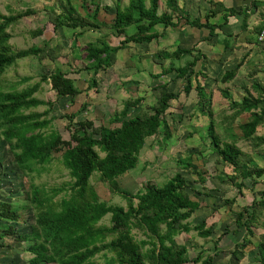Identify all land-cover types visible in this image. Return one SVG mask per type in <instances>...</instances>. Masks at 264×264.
<instances>
[{"label":"trees","instance_id":"1","mask_svg":"<svg viewBox=\"0 0 264 264\" xmlns=\"http://www.w3.org/2000/svg\"><path fill=\"white\" fill-rule=\"evenodd\" d=\"M208 1L211 7L204 16L205 20L200 15L190 13L180 0H166L167 7L162 12H159V0H150L149 5L147 0H129L126 5L116 0L111 22L99 18L100 5L95 0H92L95 7L91 11L85 5V15L78 12L71 0H67L60 12L52 9L50 18L56 29L66 26L73 29L91 27V32H96L87 46V63L83 66L95 76L112 66L113 53H118L131 42H158L159 38L167 35L168 27L184 28L188 24L198 29L207 28L211 35H215L217 26H220L215 21L216 16L224 11L227 18L229 13L235 14L238 10L226 7L219 0ZM104 8L107 12L112 11L110 5ZM30 13L31 10L11 15L0 13V80L18 59L34 55L41 58L40 54H45L44 47L14 50L11 46V34L7 27ZM160 27H163L162 31ZM101 28H107L109 32H102ZM42 32L40 29L36 33L40 35ZM111 34L124 36L118 46H111L107 41ZM196 46H178L173 51L163 49L154 55L163 66L162 75L175 72L173 80L181 78L185 81L183 91L187 96L192 90V78L198 74L206 76L201 68L196 69L204 57L202 50ZM237 69L227 70L221 77L222 81L233 80ZM41 80L52 84L57 99L70 98V103H74L82 92L75 80L62 69L44 74ZM96 80L92 78L91 86H96ZM40 85L37 82L22 90L12 91L3 90L0 86V247H9L5 245L9 237L20 243L28 242L26 249L32 256L27 264H217L215 258L220 249L212 252L202 249L190 257L188 246L176 239L177 235L192 230L201 237L213 234L212 226H207V218L194 225L189 221L202 204L189 192L188 181L181 171L175 172L163 185L148 182L143 190L136 193L122 188L118 182L120 176L137 167L148 138L160 134L161 130L164 139L172 136L173 127L167 114L172 101L177 100L182 91L175 92L169 81L156 85L160 94L155 103L135 115H131L132 108L138 107L145 97L126 100L123 108L115 114L113 120L119 124L115 127L95 126L93 121L87 119H77L74 124L78 114H65L72 133L70 138H64L58 130L46 131L54 118L48 117L53 102L35 95ZM196 89L200 110L210 116L208 131L214 151L222 161L233 166L231 179L234 185L239 189L247 187L243 181L247 178H251L253 184H257L259 179L264 181V166L237 145L238 140H247L260 153L264 152V135L257 134L258 127L264 125V85L252 83L251 88L245 87V95L241 100H234L230 92L224 90L234 110L227 116L229 124L240 115L250 112L240 124L241 135L233 136L232 141H222L216 131L211 108L212 92L198 79ZM40 105L49 108L43 112H27ZM6 144L8 147L4 149ZM8 154L12 159L6 165L4 161ZM59 156L69 171V186L52 188V192L48 193L46 187L31 179L30 189L21 202L15 197L22 190L12 191L11 188L9 194L3 189L5 180L11 182V178L16 179L19 172L41 173ZM179 163L189 173L199 174L192 159L180 160ZM95 173L109 183L111 190L126 199V206L100 198L91 184ZM63 190L65 192L56 199ZM223 202L228 204L230 211L235 198H225ZM20 210L25 212L22 220ZM108 214L110 223H101ZM28 215L34 216L35 221L32 222V217ZM261 221L264 226V189L255 191L253 201L236 212L231 221L230 225L235 224L236 231L242 227L246 229L242 240L232 249L237 259L245 256L246 248L253 242L254 227ZM21 224H25L23 228L18 227ZM134 229L140 230L144 237H138ZM259 237V260L264 264V232ZM99 253L104 256V261L98 262L94 258ZM11 261L22 264L17 260Z\"/></svg>","mask_w":264,"mask_h":264},{"label":"rangeland","instance_id":"2","mask_svg":"<svg viewBox=\"0 0 264 264\" xmlns=\"http://www.w3.org/2000/svg\"><path fill=\"white\" fill-rule=\"evenodd\" d=\"M95 2L100 5L99 18L111 22L115 13L116 0H95ZM121 2L126 5L129 0H121ZM180 2L193 15H200L202 20H205L204 16L211 7L208 0H180ZM66 3L67 0H0V13L5 15L31 10L30 14L21 17L7 27V31L11 34L12 48L14 50L30 47L45 48V54H40L41 58L39 55L20 58L10 66L1 77V88L11 91L22 90L40 82L39 91L35 95L42 100L53 102L48 117L54 118L50 128L46 131L50 132L55 129L60 131L64 138H70L72 132L71 128H68L69 119L64 116L65 114L75 112L78 114L73 121L74 124L77 119H87L93 121L95 126L115 127L119 125L113 120L115 114L123 108L126 100L139 96L145 97L138 107L132 108L131 115H135L142 109H149L160 94V89H157L156 85L169 81L170 87L175 92L182 91L180 97L172 101L167 114V119L173 127V134L169 139H164V133L161 130L160 134L148 138L140 153L137 167L120 176L118 178L119 185L136 193L143 190L148 182L163 185L175 172L181 171L188 181L189 192L202 204V207L192 215L189 221L194 225L202 221L203 218H207V226H212L213 234L209 237H201L195 230H192L177 235L176 239L188 246L190 257H194L202 249L212 252L218 248L221 251L215 258L217 264H235L232 249L242 238L240 234L235 236L226 234L231 231V219L234 217L230 216L229 206L225 205L223 200L233 198L234 193L240 192L239 190L242 188L236 190L237 187L231 179V175L234 174L233 166L222 161L220 155L214 151L212 138L208 131L210 116L201 111L197 103L199 99L196 89L197 79L213 94L212 117L222 141H232L233 136L239 137L242 133L240 124L243 121L236 118L232 124L227 122V116H230L234 110L230 107V99L226 98L224 90H228L232 97L234 95L233 98L238 96V91L236 86H232V81H222L221 77L225 72L219 73L215 66L209 65L210 61H216V57L214 58V54L216 56L215 47L211 49L208 46L209 43H206V39H204L205 35L208 36L209 29H198L188 24H185L184 28L168 27L167 35L159 38L158 42L156 40L149 44L131 42L118 53H113L112 66L93 76V72L83 69L87 63V46L94 38L91 27L73 29L66 26L56 29L51 21L52 9L55 12H60ZM71 3L78 8V12H81L82 15H85V5L89 11L95 7L92 0H71ZM149 3L150 0H147L148 5ZM159 4V12L164 11L167 7L166 0H159ZM105 5H110L112 11L107 12L104 8ZM40 29L43 32L38 35L36 32ZM159 30L162 31L163 27H160ZM101 31L109 32V29L101 28ZM123 37V35L111 34L107 37V41L111 46H118ZM208 39L213 40L212 36H208ZM195 45L208 57L202 59V62H198L196 67V69L201 68L206 76L198 74L197 77L192 78V90L187 96L183 91L185 81L181 78L173 80L175 72L162 75L163 66L154 55L163 49L173 51L178 46L191 48ZM56 69L66 71L68 76L75 80L76 86L82 90L75 98L74 103H70V98L57 99V93L52 84L41 80L44 74H51ZM26 77L30 78L25 79ZM93 77L97 79L96 86H91ZM48 108L47 105H40L27 110V112L31 110L43 112ZM260 126L263 128L258 133L264 135V125ZM237 145L254 159L263 163L261 157L263 153L253 147L250 141L240 139L237 141ZM7 147L6 144L4 149ZM9 159H12L10 154L4 161L6 165ZM189 159H192L199 174L189 173L179 163L180 160ZM202 177L204 181H202ZM31 179L35 183L41 184L42 187H46L48 193L52 192V188L59 189L63 188L62 186H69L68 181H71L69 171L60 161L59 156L50 162L41 173H37V171L19 172L16 179L11 178V182L5 180L3 189L9 194L16 189L22 190L23 192L17 194L15 199L19 202H21L20 200L24 201L28 189H30ZM238 180L243 179L238 178ZM243 181L246 185L248 183L249 187L253 184L251 178ZM91 184L98 191L101 199L126 206V199L111 190L109 183L100 179L98 173H95L91 178ZM260 186L263 185L259 184L256 187ZM11 188L12 191H10ZM64 192L65 190L56 196V199ZM247 192H250V196H252L250 189ZM221 211H224L225 214L220 218ZM20 212L22 220L25 217V212L24 210H20ZM28 216L32 217V222L35 221L34 216ZM101 223H110V214L105 216ZM24 225L21 224L18 227L23 228ZM228 225H230V229L224 230ZM259 226L256 224L254 230ZM133 231L138 237H144L140 230L134 229ZM5 245H9V247H0V259L4 264H7L9 260H17L22 264L28 263V259L32 256L26 249L28 242L20 243L9 237L6 239ZM94 258L98 262L104 261L102 253L97 254Z\"/></svg>","mask_w":264,"mask_h":264},{"label":"crops","instance_id":"3","mask_svg":"<svg viewBox=\"0 0 264 264\" xmlns=\"http://www.w3.org/2000/svg\"><path fill=\"white\" fill-rule=\"evenodd\" d=\"M219 1H222L228 8L234 7L238 11L241 9V12L237 11L235 14L229 13L226 18L227 15L224 16L225 12L223 11L216 16L215 21L218 25L220 24V26H217L215 35L208 33V36H212L213 40H209L206 35L204 36V39H206L205 42L209 43L208 46H210L211 49L215 47L216 50V56L214 54L216 61H210L209 65L215 66L216 71L219 73H224L227 70L238 67L235 78L231 80L232 86H236L237 88L238 96L233 98V95L232 98L234 100H241L245 95V87L251 88L252 83L264 85V34L261 38V34L264 31V0ZM206 57L207 56L204 54L203 59ZM249 114L250 112L244 113L237 119L243 120L249 116ZM262 128L263 127L259 126L258 132H260ZM261 157L263 163H260L261 161L257 159L255 160L259 165L264 166V152ZM259 184L263 186L256 187ZM248 185L247 183V187L243 186L241 191L239 190L240 192L234 193L233 198H235V202L232 207H230V216L234 217L236 212L240 211L245 205H249L255 197V191L264 189V181L261 179H259L257 184H251V187ZM237 189L239 188L237 187L236 190ZM245 189H250L252 196H250L251 193H248ZM242 190H244L243 193ZM219 214L221 218L225 212L221 211ZM261 223L262 221L258 223L260 226L255 228L256 233L253 236V242L246 248L245 256L237 259L232 254L235 264H262L259 260L260 253L257 248V244L260 241L259 235L264 232V226H262ZM236 229V225L232 224L231 231L226 234L233 236L240 234V237L243 238L246 229L244 227L240 228L238 231H236ZM226 234H224V236H226Z\"/></svg>","mask_w":264,"mask_h":264},{"label":"clouds","instance_id":"4","mask_svg":"<svg viewBox=\"0 0 264 264\" xmlns=\"http://www.w3.org/2000/svg\"><path fill=\"white\" fill-rule=\"evenodd\" d=\"M29 260V259H28ZM0 262L2 263V264H4L3 262H2V260L0 259ZM28 262V261H27ZM7 264H14L11 260H9L8 261V263Z\"/></svg>","mask_w":264,"mask_h":264},{"label":"built area","instance_id":"5","mask_svg":"<svg viewBox=\"0 0 264 264\" xmlns=\"http://www.w3.org/2000/svg\"><path fill=\"white\" fill-rule=\"evenodd\" d=\"M263 34H264V31H263L262 34H261V38H262Z\"/></svg>","mask_w":264,"mask_h":264}]
</instances>
